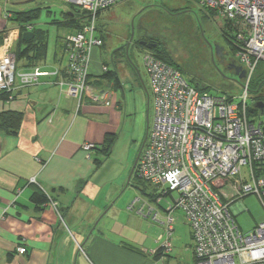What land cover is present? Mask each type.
<instances>
[{
  "label": "built area",
  "instance_id": "built-area-1",
  "mask_svg": "<svg viewBox=\"0 0 264 264\" xmlns=\"http://www.w3.org/2000/svg\"><path fill=\"white\" fill-rule=\"evenodd\" d=\"M122 1L61 0L66 7L90 16L83 28L66 36V66L54 73L80 101L111 105L113 92L92 85L88 78L93 51L103 46L97 16ZM193 1L230 25L238 46L235 58L246 68L247 77L238 96L203 92L180 70L145 50L154 121L136 172L149 184L154 200L137 196L128 209L165 225L167 251L172 249L175 213L182 211L192 229L195 264H264V221L244 233L233 213L234 203L238 211L245 209L241 198L250 193L257 194L264 206V114L247 112L252 73L264 62V0ZM26 29L32 31L33 25L27 24ZM10 47L6 40L0 46V91L12 92L17 78L28 86L51 74L40 67L18 74ZM83 148L93 151L97 145L86 142ZM216 182L226 184L217 188ZM170 197L173 200L167 201L164 213L154 205ZM18 251L24 253L26 248L18 247Z\"/></svg>",
  "mask_w": 264,
  "mask_h": 264
},
{
  "label": "crops",
  "instance_id": "crops-1",
  "mask_svg": "<svg viewBox=\"0 0 264 264\" xmlns=\"http://www.w3.org/2000/svg\"><path fill=\"white\" fill-rule=\"evenodd\" d=\"M60 2L0 0V46L8 31L18 32L16 24L5 18L6 13L39 6L52 13ZM60 16L63 19V14ZM57 27L60 35L54 61L48 62L47 56L46 62L37 66L51 74L28 86L17 78L14 98L0 99V112H23L17 135L0 131V264H72L74 255L76 261L80 257L77 245L84 253L83 264H195L193 237L191 244L172 245L166 253L159 239L155 245L144 235L146 223L149 229L153 225L146 221L148 217L136 211L124 213L115 200L111 202L113 194L103 198L84 194L97 174L95 160L104 154L101 145L107 135L123 129L129 107L125 94L122 98L118 93L119 87L113 91L112 104L102 106L80 101L60 84V75L54 74L64 62L59 40L76 29ZM15 32L17 42L19 34ZM102 47L93 51L89 81L96 85L108 79L101 71L105 63ZM86 142L96 143L98 148L87 151L83 148ZM114 148L107 159L115 153ZM38 189L48 195L47 201L32 199ZM233 210L238 211L239 206L234 205ZM159 223L164 230L165 225ZM18 247L26 251L20 253Z\"/></svg>",
  "mask_w": 264,
  "mask_h": 264
},
{
  "label": "rangeland",
  "instance_id": "rangeland-1",
  "mask_svg": "<svg viewBox=\"0 0 264 264\" xmlns=\"http://www.w3.org/2000/svg\"><path fill=\"white\" fill-rule=\"evenodd\" d=\"M125 1L126 0L110 8L101 10L96 20V25L98 28L97 34L101 35L102 31L104 32V34L107 32L109 34L108 37H111V48L119 47L125 42L129 45V51L127 52L126 48L125 57L119 58L115 56L113 58L110 52L106 50V48H104V37H101L103 40L102 48L103 57L105 60L104 65H102L101 71L104 72L105 66L108 67V69L109 66H111L112 69L113 65L116 64L120 81L119 83H116L114 80L107 79L106 82H98L97 85H95L99 88L103 86V88L100 89H107L108 91L112 92L115 91V88L119 87L118 93L122 98L126 97L128 101L129 113L126 117L125 125L121 130L122 134L121 131L118 132V139L114 146L116 147L114 148L115 153L109 159H107L108 156L104 154L102 155V157L100 158L101 163L98 164L96 168L97 174L91 180L88 186V190L84 193L89 195L91 194L94 198H103L107 194H113V199L111 202L115 200L116 207L120 209L122 208L124 213H126V211L130 212L131 210L128 209L129 204L137 196L143 195L142 191L134 185V180L131 179L129 181V175L137 158L138 152L143 145L144 139L146 138L148 132L150 133L154 121V104L152 101V96L150 98L151 89L149 88V78L143 60V54L146 49H140V46L136 42V40L138 37L141 38L142 36V34L139 33L141 31L140 27L143 25L145 26L146 24L149 25L150 21H154L155 18H152V15L156 16V13L154 11H151L150 13H143L142 10L147 5H152L155 4V2L159 3L161 1L168 2V0H133L134 5L127 4ZM188 1L191 4L192 15L194 14L202 17L197 4L193 0ZM169 2H172V0H170ZM62 8V2H60V5L58 6L54 5V7L52 8V11L54 13H48V9L44 7L40 16L33 20L36 30H44L49 33L48 62L54 61V55L56 53V50H58L56 41L60 33H58V27L55 22L61 19L60 15ZM183 14L184 15L179 14V16L175 14L174 16L177 17L174 18L177 19L178 17H180L182 19L185 14L190 15L189 13ZM76 17L78 18H75L76 21L79 19L83 20L82 16L76 15ZM63 19H65V17H63ZM132 21H134L135 26V36L131 41L130 39L132 33ZM190 22L192 23V21H189L188 26L190 25ZM194 22L199 24V27L198 25H196V28H193L192 31L184 26H180L176 29H173L175 27H170L169 29L165 26V28H162L161 30V32L167 39V46L169 47L173 55L178 57L181 56L185 60L184 63L188 67V70L185 71L184 69H182V73L188 80H190V78L194 75L203 76L202 80L207 85H210V89H207V91L211 94H220L221 92H223L228 94L229 96H232L234 94L238 96L242 92V82L245 80V78H240L241 80H239L236 74L233 73V70H238L239 67L245 70L246 68L236 58L234 62L235 64L231 67L228 62L229 58H226L228 56V53L225 54V52L223 51L222 57L220 55H217V53L215 52L214 44H218L219 46L224 47L226 51H228L229 54L233 55L234 57L238 46L234 44V42H232L233 39L230 41V38L227 36V34L223 32L222 25L217 23L216 21H210L204 17L201 18V21L195 20ZM85 25L86 24H84L83 27ZM63 26L64 25H61V27ZM10 32L14 33L15 31H8L3 42H5V40L9 41V43H11L10 48L14 50V45H16L17 43L15 41L16 37L15 34L11 35ZM18 32L15 33L18 34ZM65 38L66 36L60 37V47H65ZM210 44H213V51H211ZM63 52L65 51H62L61 59H64V62L60 65L61 70L66 66V57L64 56L65 53ZM223 57H225L224 60ZM24 63L25 60H22L19 64L23 65ZM258 65L259 64H257L256 68L254 69L252 76ZM90 76L91 74L89 75V77ZM217 81H224L232 89L219 88L215 84V82ZM112 83L113 85H111ZM123 84L125 87L124 89L121 88ZM254 88L255 87H253V89ZM256 94L257 93L255 91H249L250 101L248 102L247 112L250 115V110L254 108L252 103L255 99L253 97L256 96ZM259 95L264 98V86ZM229 99H232V97H229ZM256 110H258V113H260V109ZM135 111L137 112L134 113ZM254 115L255 114H252V116ZM262 119H264V115H262L261 120ZM147 140L148 136L146 142ZM219 183L220 182H216L217 188H220L224 184H226L225 182L221 184ZM228 184L230 185V182H228ZM227 194L228 193L225 192V195ZM88 198L90 199V197ZM172 200L173 199L170 197L168 199H164L158 205H154H156V207L164 213L166 205L168 204L167 201ZM241 202L245 209L242 211H237L236 213L233 210V213L242 231L244 233H248L252 231L258 224L264 221V206L259 196L255 193L245 195L243 198H241ZM235 204L236 203H234L233 206ZM175 215L178 219L175 223L176 230L172 234V245L191 244L192 236L190 224L187 222L186 218H184V214L182 213V211L176 212ZM124 217L125 216L123 214V220ZM146 221L153 223V225L150 226L149 229V224L146 223L144 235L150 241L155 243V245H157L156 239H159L160 235L163 234L164 239H161L158 242L159 245H163L168 238L167 233L163 232L165 231V229L163 230L162 225L159 222L154 221L152 217H148ZM77 246L80 250V257H77V263L76 255H74L72 264H83L84 253L80 249V245ZM167 250L168 249L165 248L166 253H169L172 249L170 251ZM78 258H80L81 261H79Z\"/></svg>",
  "mask_w": 264,
  "mask_h": 264
},
{
  "label": "trees",
  "instance_id": "trees-1",
  "mask_svg": "<svg viewBox=\"0 0 264 264\" xmlns=\"http://www.w3.org/2000/svg\"><path fill=\"white\" fill-rule=\"evenodd\" d=\"M149 1V0H147ZM164 2L161 1L159 3L147 5L142 12L150 13L151 11H154L156 13V16L152 15V18H155L154 21H150L149 25H143L140 27L142 32H145V36L152 40V42H157L158 45L156 47L149 48L158 58L162 59L163 61L167 62L168 64L172 65L174 68L180 70L182 72V69L185 71L188 70V67L184 63L183 57L174 56L173 53L170 51L169 47L167 46V39L165 38V35L161 32L162 28L168 27L170 29H176L180 26H184L188 28L190 31L193 30V28H196V25L199 24L195 23V20L199 21V18H197L198 15H192V8L191 4L188 0H172V2ZM127 4L134 5L133 0H126ZM176 2V3H174ZM66 7V6H65ZM63 7L61 14H63V17L65 19L57 20L55 23L59 26L64 25L67 27H73L76 30H80L83 28V25L89 22L90 16L87 15L86 11H80L76 8H69V7ZM43 6L39 7H33L30 9L25 10H15L12 11V15L9 18L10 21L16 24V27L19 29V38L15 45L14 52L17 59V71L21 68H30L33 67L32 70L37 67L40 62H46L47 56H48V47H49V35L44 30H36L33 20L38 18L42 12ZM46 8V7H45ZM153 8V9H152ZM76 11V12H75ZM182 11L181 15H184L183 12L189 13L185 14V16L181 19L178 17L177 19L173 16V13ZM201 18H206L210 21H216L217 23L222 25V30L227 34V36L230 38V41L233 39L232 42L235 44L236 40V34L232 31V28L230 25H227L226 23L222 22L220 19L217 18V13L215 11H208L205 9L199 8ZM77 16H82L83 20H75L78 19ZM192 15V16H191ZM67 19V20H66ZM85 19V20H84ZM189 21H192V23ZM32 24L35 35L33 38L26 40L23 38V34L27 32L26 25ZM178 25V26H177ZM100 37H104V48L110 52L112 57H125L126 56V48L127 43H123L119 47H110V38L108 37L109 34L102 31L101 35H98ZM130 37V35H129ZM128 37V39H129ZM62 51H65V47L62 46ZM148 49V48H146ZM65 53V52H63ZM65 56V54H64ZM56 58V56H55ZM25 60V63L23 65H20V61ZM31 71V70H29ZM104 77L114 80L116 83H119V76H118V69L116 67V64L113 65L112 69H109L107 72L104 73ZM203 76H197L194 75L190 78L191 84H193L197 89L200 91L208 92L207 89H210V85H207L203 80ZM243 83V82H242ZM95 84V83H94ZM215 84L222 89H232L227 83L224 81H217ZM264 84V62H259V65L257 69L255 70L250 90L252 92H256V96L253 98L255 100H264L259 93L263 88ZM253 87H255L253 89ZM257 89V90H256ZM225 91V90H224ZM13 92V91H12ZM12 92L7 91H0V99L4 100H10L14 98ZM234 93V92H232ZM251 113L257 114L258 110L251 109ZM23 120V112L17 111V110H4L0 112V131H5L8 134L17 135L18 131L20 129L21 123ZM118 139V134H110L107 135L104 143L101 145L102 152L104 155L109 156L111 154V151L113 150L115 143ZM98 148V146H97ZM95 162L98 164L101 163L100 159H96ZM131 179L134 180V185L137 186L143 193L144 196H149L150 200H154L151 193V188L148 183H146L144 180H142L137 172L136 168L134 170L133 175L131 176ZM130 179V180H131ZM32 199L35 202H45L48 200V195L42 191V190H35L32 193Z\"/></svg>",
  "mask_w": 264,
  "mask_h": 264
},
{
  "label": "water",
  "instance_id": "water-1",
  "mask_svg": "<svg viewBox=\"0 0 264 264\" xmlns=\"http://www.w3.org/2000/svg\"><path fill=\"white\" fill-rule=\"evenodd\" d=\"M10 34L13 35L12 32H10ZM34 35H35L34 32H32V31H27V32H25V33L23 34V38L26 39V40H29V39L33 38ZM134 36H135V26H134V21H132V33H131V39H130L131 41L133 40ZM142 44H143V45H146V47H147L148 49L156 46V43H151V42L146 43L145 41H143ZM210 45H211V47H213L212 44H210ZM216 48H217V46H216ZM128 51H129V45L127 46V52H128ZM217 53H218L217 55H220V56L222 57V52H219V51H218ZM238 70H239V71L242 70V75H240V78H242V79H243V78H246V70L241 69V68H238ZM238 70H237V73H238ZM252 105H253L254 109H260V113H261V114H264V100H254L253 103H252ZM147 136H148V135H147ZM147 136H146V138L144 139L143 145H142V147L140 148V150H139V152H138L137 158H136V160H135V162H134V165H133V167H132L131 173H130V175H129V181H130V179H131V176H132L133 173H134V170H135V168H136V165H137V162H138V159H139L140 153H141L142 148H143V146H144V144H145V142H146Z\"/></svg>",
  "mask_w": 264,
  "mask_h": 264
},
{
  "label": "flooded vegetation",
  "instance_id": "flooded-vegetation-1",
  "mask_svg": "<svg viewBox=\"0 0 264 264\" xmlns=\"http://www.w3.org/2000/svg\"><path fill=\"white\" fill-rule=\"evenodd\" d=\"M182 13V11H179V12H176V13H173V16L175 15V14H177V15H179V14H181ZM183 13H186V12H183ZM197 18H199V20L201 21V17H199V16H197ZM140 34H142V36H141V38H137V40H136V42L139 44V46H140V49H146L147 47H146V45H143L142 44V42L143 41H145L146 43H149V42H151V43H156V46L158 45V43L157 42H152V40L151 39H149L148 37H146L144 34H145V32H142V31H140L139 32ZM139 34V35H140ZM142 37H146V38H142ZM213 45V44H212ZM155 46V47H156ZM211 46V45H210ZM216 46H217V48H216ZM214 47H215V52L217 53L218 51L219 52H225V54H227L228 53V56L226 57V58H229V65L232 67L235 63V57L233 56V55H231V54H229V52L228 51H226V49L224 48V47H221V46H219L218 44H214ZM211 51H213V48L211 47ZM218 54V53H217ZM224 58L225 57H223V60H224ZM240 68V67H239ZM245 70V69H244ZM233 73L234 74H236V76H237V78L239 79V80H241L240 79V75H242V71L240 70H238V73H237V70L235 69V70H233Z\"/></svg>",
  "mask_w": 264,
  "mask_h": 264
},
{
  "label": "bare ground",
  "instance_id": "bare-ground-1",
  "mask_svg": "<svg viewBox=\"0 0 264 264\" xmlns=\"http://www.w3.org/2000/svg\"><path fill=\"white\" fill-rule=\"evenodd\" d=\"M18 34H19V32H18ZM17 37L19 38V36H17ZM17 41H18V40H17ZM13 52H14V50H13ZM15 56H16V55H15ZM16 62H17V59H16ZM42 70H43V69H42ZM108 70H109V69H108ZM108 70H107V71H108ZM44 71H47V70H44ZM91 71H93V69H92V65H91ZM107 71H104L103 73H105V72H107ZM23 72H26V71H23ZM23 72H21V73H23ZM48 72H49V71H48ZM17 73L20 74V72H18V71H17ZM88 82L91 83L92 85L96 86L94 83H92V82L89 81V78H88ZM88 82H87V83H88ZM147 135H149V132H148Z\"/></svg>",
  "mask_w": 264,
  "mask_h": 264
}]
</instances>
